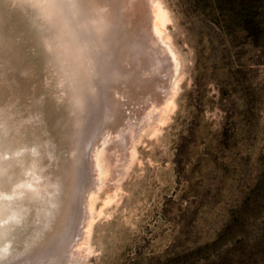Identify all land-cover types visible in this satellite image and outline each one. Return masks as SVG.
I'll use <instances>...</instances> for the list:
<instances>
[{"label":"rangeland","instance_id":"rangeland-1","mask_svg":"<svg viewBox=\"0 0 264 264\" xmlns=\"http://www.w3.org/2000/svg\"><path fill=\"white\" fill-rule=\"evenodd\" d=\"M114 1L100 2L108 12L114 8L108 43L99 53L96 94L73 138L80 163L67 199L74 206L64 225L57 222L63 228H53L67 251L52 249L44 264H222L227 250L237 256L246 246L243 234L253 235L259 222L254 189L264 170V0ZM154 3L165 12L162 32L153 24ZM17 28L25 30L20 20ZM23 38L29 48L20 72L36 68L35 90L15 83L18 74L11 78L16 97L29 103L22 111L37 112L52 96L61 114L74 113L54 60L41 48L35 58L37 44ZM31 125L24 140L34 138L53 171L57 158L42 148L55 136H45L39 122ZM33 162L21 161L14 174L31 176ZM245 200L249 207L240 213ZM85 210L94 220L89 238ZM217 239L214 250L209 245Z\"/></svg>","mask_w":264,"mask_h":264},{"label":"bare ground","instance_id":"bare-ground-1","mask_svg":"<svg viewBox=\"0 0 264 264\" xmlns=\"http://www.w3.org/2000/svg\"><path fill=\"white\" fill-rule=\"evenodd\" d=\"M101 1L0 0V264L18 262L16 259L19 257L17 258V256L29 248L27 245L37 243L45 232L54 228L58 221H60L59 223L63 222L64 225L65 214L69 213V207L72 209L74 206L67 196L69 189L73 188L71 186L75 184L71 183L74 181L71 177L73 176L75 179V169H77L76 173L78 172V168L71 167L70 163L72 154L77 150L73 138H79L78 126L82 127L81 123L83 122L81 113L84 104L81 91L82 87L93 88L91 76L93 73L97 75L99 72L96 62L100 61V51L107 48L108 25L109 22H112L109 13L114 9L112 8L108 12L107 7L100 6ZM113 2L115 1L113 0ZM153 5L155 6H153L154 11L152 9L151 14L153 24L156 30L162 32L165 12L158 3ZM18 20L25 26L22 33V29L17 28ZM113 20H116V17ZM23 33L26 38L29 37L31 44L36 43L38 48H41L52 58H50L51 61L54 60L57 65L55 67L62 76L58 78L57 76H60L58 74L56 77L64 78L65 83L70 87L68 89L71 90L73 96H70L73 98V102L70 100V104L73 106L69 108H72L74 113H70L68 116L63 115L64 113L61 114L64 111H60L58 107L55 108L51 101L52 96L44 98L43 103L40 104L41 108L37 112L26 109L22 111L23 107L29 106V103L27 100H20L16 97L18 90L15 84H12L11 78L13 79L15 74H18L19 79L15 83H21L25 91L35 90L33 82L35 79L32 75L35 66H26L27 72L24 75L20 72L22 51L29 48L26 47ZM101 54L103 55L102 52ZM55 73L57 74V72ZM60 86L62 85L59 84ZM60 101L62 102V100ZM173 104L171 98L165 109L168 107L172 110ZM43 120H46L47 123ZM33 122H39V125L41 123L42 130L47 132L45 136H55L53 139L56 141H48L42 148V150H48L49 153L52 152L57 158L58 162L53 166V171L47 169L44 154L39 152L34 138L24 140V136L31 131ZM69 122L73 128L68 129ZM76 129L78 131L74 132ZM66 151L69 152L66 153ZM41 156L43 157L41 158ZM28 158L34 159L31 166L33 172L30 174L31 176H26V179H21L14 172L18 166H22L21 161ZM35 158L40 159L35 160ZM94 160L96 159L94 158ZM7 175L9 176L8 182L4 180V184L2 180ZM96 199L97 196L89 199V210L91 208L93 210ZM89 214L85 227L88 238L94 223L93 216L91 213ZM57 225L60 226L58 223ZM61 228L63 227L60 226V230Z\"/></svg>","mask_w":264,"mask_h":264},{"label":"trees","instance_id":"trees-1","mask_svg":"<svg viewBox=\"0 0 264 264\" xmlns=\"http://www.w3.org/2000/svg\"><path fill=\"white\" fill-rule=\"evenodd\" d=\"M254 190L258 195L256 209L259 215L256 231L253 235L243 234V238L247 240L246 246L243 247L237 256H234L230 250H227L224 260L222 257V264H264V217L262 216V211H264V170L258 175V181ZM248 207V200H245L238 211L242 213ZM218 239H220V236ZM218 239L209 245L214 250L220 243Z\"/></svg>","mask_w":264,"mask_h":264},{"label":"water","instance_id":"water-1","mask_svg":"<svg viewBox=\"0 0 264 264\" xmlns=\"http://www.w3.org/2000/svg\"><path fill=\"white\" fill-rule=\"evenodd\" d=\"M37 49V48H36ZM34 57L37 58V59H41L42 57V54L40 52V48L37 49V51H34ZM39 55V57H38ZM41 56V57H40ZM100 56V54H99ZM103 56V55H102ZM39 59V60H40ZM96 66L97 68H101L100 67V62H96ZM92 79H93V82H92V86L93 88H89V86L87 88H85V90L83 91V100H84V105H83V110L86 108V105L88 102H90L93 97L95 96L96 94V81H97V75L93 73V75L91 76ZM79 128V126H78ZM79 131H80V128H79ZM80 157V153H74L73 156H72V161L70 163V166L74 167V168H79V158ZM52 231V232H51ZM51 231H48V232H45L44 235H42V238H40L38 240L37 243H34L32 245H27V247L29 246V248H26L21 254H19L17 256L18 259V262L14 263V264H36V262H40V263H37V264H44V259L47 258L48 254L50 255L51 254V251L52 249L55 250H60V248H62V251L66 252L67 251V245H65V242L60 240V239H57L56 238L54 239L52 233H53V229ZM54 239V240H52ZM43 260V261H42Z\"/></svg>","mask_w":264,"mask_h":264}]
</instances>
